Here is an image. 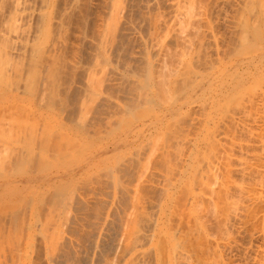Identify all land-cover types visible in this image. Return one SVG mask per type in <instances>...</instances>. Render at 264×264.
I'll list each match as a JSON object with an SVG mask.
<instances>
[{"label": "bare ground", "instance_id": "bare-ground-1", "mask_svg": "<svg viewBox=\"0 0 264 264\" xmlns=\"http://www.w3.org/2000/svg\"><path fill=\"white\" fill-rule=\"evenodd\" d=\"M0 264H264V0H0Z\"/></svg>", "mask_w": 264, "mask_h": 264}, {"label": "rangeland", "instance_id": "rangeland-1", "mask_svg": "<svg viewBox=\"0 0 264 264\" xmlns=\"http://www.w3.org/2000/svg\"><path fill=\"white\" fill-rule=\"evenodd\" d=\"M208 214H209V213H208ZM208 214H207V216H206L207 220H208V221L210 220L209 222L213 223V221H215V220L213 219V217H212L211 214H209V215H208ZM210 216H211V217H210ZM209 218H210V219H209ZM214 224H215L216 226H217L218 224H216V222H215V223H213V225H211V229H212V231L214 232L213 234L215 235L216 231H217V232L220 231V230H219L220 228L218 227L219 225L217 226V227H218V228H217ZM213 226H214V228H212ZM215 227H216V228H215ZM216 229H218V230H216ZM214 230H215V231H214ZM216 234H217V235H215L214 237H216V236L219 237V234H218V233H216ZM231 257L233 258V256H231ZM231 257H229V258L232 260Z\"/></svg>", "mask_w": 264, "mask_h": 264}]
</instances>
